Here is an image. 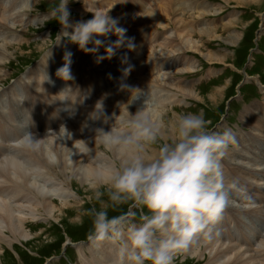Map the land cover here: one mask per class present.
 I'll list each match as a JSON object with an SVG mask.
<instances>
[{"label": "bare ground", "instance_id": "bare-ground-1", "mask_svg": "<svg viewBox=\"0 0 264 264\" xmlns=\"http://www.w3.org/2000/svg\"><path fill=\"white\" fill-rule=\"evenodd\" d=\"M17 1L0 0V20H2L0 22V85L7 80V72L5 68L8 63L7 60L11 55L8 53V48L11 45L19 44L18 40L15 38H11L10 40L7 38L5 40L6 34L11 32L16 26H20L19 24L23 27L31 24L29 22L26 23V15H28V10L30 11L37 0L27 1V4H21L22 6H20V4L16 5L15 3ZM128 1L129 0L125 2L128 3ZM141 1H147L145 2V5H148L149 8L140 6V9L138 8L139 10L135 11V13H131L129 10L125 9L128 15H125L122 11L123 8H127V3L124 4L121 0H87L85 2L89 9L86 10L81 7V11L86 15H93V13L97 12H106L110 9L108 13L109 16L118 21L119 27L126 29L125 36L128 38H134L133 42L136 45L134 51H130L126 47L120 46L115 49L113 55L107 56L105 48L109 44L114 43L117 39L115 35L109 33L108 37L98 38L104 40L105 44L91 55V60L99 63H93V65H96L100 71H97L93 65H88L86 71L81 70L78 72L75 71L78 69V57L82 58V55H84L85 52L80 49L73 48V50H71L61 47L60 43L64 46L72 47L69 43H66L62 37L61 40L63 42L61 41L60 43H57L54 49L52 48L53 50L50 51V55L47 53L41 62H39L33 69H29L26 72V75L22 80L28 81L27 86H30L31 89L34 87L36 93L40 91L44 94L48 93L56 95L61 101V104L57 108V105L51 100H48L47 102L42 101L44 104H41V101V103L36 102L44 109L48 107L47 111H41L39 115H42L44 112L43 114L49 115V119L46 120L41 117L36 119L40 128H37L33 133L37 139H40V147L35 151L26 150L18 143L19 139L26 132L24 129L21 130L23 132L18 134L20 127H14L13 134H8L7 132V138V135L5 134L6 131L3 129L5 123H0V136L2 139V141H0V170L3 168V171L0 173V235L3 231V234L5 235L10 234L9 236H11V239L13 237V240H21L25 242L28 241L31 236L30 230L27 229V223L38 219L42 221H47L48 219H54L55 221L58 220L59 215L57 214L62 213L61 209H65L70 206L72 202L78 200L77 193L71 188L72 178H75L80 185L86 184V186L91 188L107 184L109 175L108 169L117 166V163L120 161V156L116 152L109 151L92 131V129L98 127H107L108 130L110 127L116 126L115 123L108 122L105 124L103 119H95V114H89L91 108L95 106L98 101H103L104 110H110L108 119L112 116H115L116 118L121 116V121L128 118V113L134 114L138 109L143 107L145 112L151 113L154 120H159L164 124L165 136H171L170 138H174L175 124H172L171 122L168 126V122L166 123V117L168 114L166 110L172 109L168 106H172L176 97L182 99H199L198 95L192 90H186V88L173 89L170 84H164L162 81H159V79H168V77L172 78V76L168 74L166 75L165 71V74L162 72L157 78L149 77L152 72L151 69L158 72L162 66H172L173 64L170 57L175 54H184L186 52L202 53L200 51L202 45L200 41H198L200 39H194L193 33H196V31L185 26V23L182 21L184 14L177 9L180 5H185V8H187L189 5L193 4L192 1L194 0H164L166 3H162V0ZM243 1L257 2V0ZM155 2L157 4H155ZM197 7L198 6L195 5L193 8ZM20 10H23V13H20ZM220 10L221 7L217 5L215 11L219 12ZM87 11L91 13H88ZM160 14L162 20L167 25V28H172L167 40H163L162 42L165 43L167 41L166 47L162 44H153L155 42L153 37L158 33L156 26L160 24L158 21V15ZM197 15L201 16L202 14L198 13ZM22 17H24V19ZM75 21L77 20L72 19L69 21V24L75 25ZM129 21L131 22L128 23ZM7 22H9V24H7ZM232 22L233 21H227L226 24H223V27L232 25ZM27 29L28 28L21 29V32H24L23 30ZM67 29L66 32L70 34L72 32V27H68ZM146 32H152V36ZM61 34H63V32H61ZM216 35L217 32L215 29H207L204 31L198 30V36L207 37L208 39L218 37ZM234 38H236V36H231L229 38L231 44H235L233 41ZM66 52L72 54L70 66L73 65V70L75 71L72 73L74 78L69 80L71 85L74 80H76L73 87V95H69L70 93L68 92L64 95L63 92L59 93L57 89L60 87L57 86L60 83L63 84L62 82H59L54 88L50 83L53 82V80H46L49 76L48 70H51L50 78H54V73L57 74V70L64 65ZM203 55L207 61L220 62L226 58L223 55L222 58L211 53ZM83 59H86V57ZM149 60L150 62H155V64L150 63ZM75 61L76 63H74ZM156 62L158 63L156 64ZM197 63L198 62H196V66L192 68V71H195L198 66ZM106 64L108 65V69L105 67ZM129 65H132L131 72L125 73L124 69ZM86 73L88 74L87 78ZM137 76L142 78L136 79L135 82L133 80L130 81V78ZM45 77L47 78L43 79ZM81 83L83 84L82 86H80ZM122 85L141 89L144 97L133 101V98L137 94L136 90L129 91L123 88ZM66 86L69 87L70 85L66 83ZM23 90L24 92H27L25 89ZM168 90H176L178 92H175V96L171 95L170 98ZM176 93H179L180 95H177ZM3 94L4 93H0V98ZM13 94L14 93H10L11 96H13ZM262 94L264 95V91H262ZM25 96L27 95L25 94ZM39 99L40 97L37 95V100ZM14 101L17 100L15 99ZM257 105V103L253 104L254 108ZM85 107L88 109V113ZM12 108H14V106ZM244 112H247L250 117H254V114L248 109ZM0 115L3 114L0 113ZM77 116H80L83 119V122L88 125L86 127L82 126V120L76 119ZM3 117H6V115H3ZM244 117L245 116H243V119L248 121V124L250 121ZM116 121H119L121 124L119 119ZM64 122H67V124L64 125ZM61 125L65 126L71 136H65L63 130H60ZM255 127L256 132L254 130L251 131L253 139H256V137L263 138L264 136H262L261 133H264V129H262L258 123H255ZM166 130H168V132ZM257 140L262 141L261 139ZM10 143L12 144L10 145ZM241 143L243 144L244 141H241ZM241 143H239V145ZM8 146L11 147V149L9 148L10 150L6 149ZM99 148L103 149L100 152L101 155L99 154ZM153 152L154 151H151V153ZM237 156L241 157V161L230 159L227 161V164L232 167V172L242 178L244 182L249 179L244 177L245 173L242 172V170L246 171V174H251L252 177H259L258 172H264V162L260 160L261 158L255 156L249 158L243 151ZM261 166H263V168L262 170H259V167ZM39 175H44L46 177L42 181H38L37 179L39 178L37 177ZM77 177L79 178L77 179ZM261 181L264 180L262 179ZM262 188L261 192L264 198ZM261 203L262 202L258 203L262 206L256 210V216L254 215L255 217H253L251 221L249 220L250 224L246 225L247 228L253 229L252 233L248 230H241V232L243 231V236L239 233V225L235 223L234 213H237V215L241 213L250 216L248 213H250V208H253L252 206L255 203L250 207H241V204H239L235 210H232L229 207L227 209L228 213L231 212L233 214L231 215L229 213L231 216L226 217V222L221 224H225V226L230 229L232 235L236 233V236L234 235V238L230 239L234 240L236 243H233V245L229 244L227 241L228 245H223V242L228 240L224 238L225 236L223 237V235H221L226 227L216 226L214 232L219 230V232H221L219 237L214 236L211 242L207 239H204L205 241L201 242L203 239H200L199 245L193 247L189 252L184 253V257L196 258L198 261L202 259L205 261V264H264V252H262L264 249V240H261L264 236L260 234L256 239L260 241V247L262 246V249L258 250L257 242H252L254 240L253 237L255 232L257 231V237L258 234L262 232L263 228L260 218L264 219V205ZM57 205H59L61 209H59ZM255 206L257 207L258 205L255 204L254 207ZM65 217H68V215ZM240 217L242 216L240 215ZM244 217L242 218L244 219ZM230 226L235 228H230ZM2 239L3 236H0V246H2ZM252 244V253H250L246 248L248 245ZM94 248L96 251H94ZM243 248L244 250H241ZM87 250L89 258L81 255L80 249L78 250L80 251L78 252V256L80 257L81 264H115L116 253L115 247L112 244L105 242L99 246H94L90 242ZM206 251L208 256L205 258V253L203 254V252ZM255 252H262L263 257H259L257 254L253 257L252 255H254Z\"/></svg>", "mask_w": 264, "mask_h": 264}, {"label": "rangeland", "instance_id": "rangeland-1", "mask_svg": "<svg viewBox=\"0 0 264 264\" xmlns=\"http://www.w3.org/2000/svg\"><path fill=\"white\" fill-rule=\"evenodd\" d=\"M27 1L32 0H23V2L22 0H18L15 4H20V6H22L21 4H27ZM85 1L69 0L67 4V8L70 12L69 21L72 19L77 20L75 21L76 24L77 22L87 21L92 18V15H86L81 11V7L86 10L89 9ZM121 1H123L124 4L127 3L125 2L127 0ZM145 2L147 1L142 2L141 0H129L126 4L127 8H123L122 11L125 15H128L125 9L129 10L131 13H135V11L140 9V6L149 8L148 5H145ZM163 2L166 3V1L162 0V3ZM192 2L193 4L189 5L187 8H185V5H180L177 9L184 14L182 21L185 23V26H188L187 28L196 31V33H193L194 39H200L198 41H200L202 45V47H200V51L202 53L186 52L184 54H175L170 57L173 64L172 66H162L158 72L151 69L152 72L149 77L157 78L162 72L164 74L166 72V75L168 74L172 76V78L168 77V79H159V81H162L164 84H170L173 89L186 88V90H192L196 93V95H198V100L197 98L182 99L180 97H176L174 99L172 106H168L169 108H172L170 109L171 112L170 110H166L168 112L166 117V123L168 122V126L171 122L172 124H175L178 113L202 112L205 120L208 121L209 131L222 132L227 128L231 129L235 133L237 144L230 145L227 155L222 160L224 172L226 174L225 176L228 180H238L242 186L246 187L248 192L251 194L254 203L259 206L254 207V204L252 206L253 208H250L251 211L248 213L250 216L247 214H241L240 212L238 215L237 213H234L235 223L239 225V233L243 236V231L241 232V230H248L252 233L253 229L247 228L246 225L250 224L251 219L256 216V210L262 206L258 203L262 202L261 204L264 205V198L261 192V188L264 186V181H261L262 179L264 180V172H258L259 177H252L251 174H246V171L241 169L242 172L245 173L244 177H247L250 180L244 182L242 178L232 172L233 169L227 164V161L230 159H237L241 161V157L237 155L243 151L246 153V156L248 155L247 157H259L261 158L260 160L264 162V137L261 138L255 136L256 139H253L251 133L252 130L256 132L255 123H258L259 126L264 129V95L262 94V91H264V16H261V14L264 13V0H257V2H245L243 0H194ZM59 3L60 0H37L30 11L28 10L29 16L26 15V23L29 22L31 24H28L25 27L19 24L20 26H16L11 31L12 33L9 32L6 34L5 40L7 38H9L8 40L15 38L18 40V43L22 45L14 44L8 48V53L11 54L10 57H13H9L7 60L8 63L5 68L7 72V80L0 85V93L9 92V87L11 85L20 83L26 75V72L29 69H33L39 62H41V60L45 58L46 54L52 51L57 43L62 41V37V39L66 43H69L72 47L64 46L60 43L61 47L71 50H73V48L79 49L76 44L69 41L70 37L67 36V33L63 32V34H61V25L57 22V17L53 15L54 10L58 7ZM155 4L157 3L155 2ZM195 5L198 7L193 8ZM217 5L221 7L219 12L215 11ZM22 11L20 10V13ZM87 12L91 13L89 11ZM198 13L202 15L198 16ZM22 18L24 19V17ZM1 21L2 20H0V22ZM158 21L160 24L156 26L158 33H156V36L153 37L155 40L153 44H162L166 47L167 41L165 43L162 42L163 40H167L172 28H167V25L162 20L161 14L158 15ZM227 21H233L232 25L223 27V24H226ZM9 22H7V24H9ZM130 22L131 21L128 23ZM24 28L28 29L21 32V29ZM207 29H215L217 32L216 36L218 37L208 39L207 37L198 36V30L204 31ZM67 30L68 29H64V31ZM146 33L152 36V32ZM231 36H236L233 40L235 44L230 43L229 38ZM106 37H108V35ZM88 47H92V45L90 44ZM207 53L218 55L222 58L225 56L226 58L220 62L207 61L203 55ZM91 55H93V53L85 52V54L82 55V58L78 57V69L75 71H86L88 65H93V63L99 64L98 62L91 60ZM85 57L86 59H83ZM196 62H198V66L195 71H192V68L196 66ZM74 63H76V61ZM150 63L155 64V62ZM157 63L158 62H156V64ZM93 66L97 71H100L96 65ZM70 67L72 68L71 73H74L75 71L73 70V65ZM105 67L108 69L107 64ZM48 71V78L45 77L43 79L47 78V81H51L55 78V74L54 78H50L51 70ZM86 75L87 78L88 74L86 73ZM56 78L61 80L58 75H56ZM140 78L142 77H132L130 78V81L133 80L135 82L136 79ZM62 82H65V85L68 83L71 88L74 87V83L71 85L69 80H63ZM82 85L83 84L81 83L80 86ZM56 86L57 85H55V87ZM57 87L60 86L58 85ZM69 90L71 91V89ZM168 91L169 97L171 95L175 96V92H178L176 90ZM37 93L41 99L37 100V103L51 100L57 105V108L60 106L61 101L56 95L48 93L44 94L40 91ZM69 93V95L74 94L73 91ZM25 94L29 95L28 92H25ZM176 94L180 95L179 93ZM14 100L15 98L12 101L8 100L11 101L8 102L3 100L2 97L0 98V109L6 107L7 112L12 114L13 118L9 116L11 119L7 115L5 117V119H9L11 121H9L11 123V128L20 127L19 133L23 132L21 131L23 129L25 131H35L31 130V128H28L22 123L25 122L20 119L23 105L22 103H18V101ZM255 103L258 105L254 108L253 104ZM41 104L44 103L42 102ZM11 105H13L14 108H12L13 106ZM47 108L48 107H46V110ZM94 109L95 106L91 108V112L89 113L90 115L95 114ZM246 109L252 112L254 117H250L247 112H244ZM86 110L88 113L87 108ZM109 112L110 110H104L107 117ZM243 116L250 121L248 124V121L244 120ZM114 118L121 121V116L117 117L118 119L115 116H112L107 119V122L104 120L103 122L105 124L108 122L115 123V127L120 126V122L116 121ZM76 119L82 120V126L86 127L88 125L83 122V119L80 116H77ZM66 124L67 122H64V125ZM104 129L107 130V127ZM166 131L168 132V130ZM261 135L264 136V133L262 132ZM170 137L171 136L166 138L170 140L172 139ZM257 139H261L262 141ZM241 141H244V143L242 144ZM239 143L241 144L239 145ZM11 144L12 143H10V145ZM9 148L11 149L10 146L6 147L7 150H10ZM98 150L100 154L103 149L99 148ZM151 151H154L151 153L154 155L155 148L151 149ZM235 152L238 153L236 154ZM227 167H230V170ZM262 168L263 166L259 167V170H262ZM2 171L3 168H1L0 173ZM45 177L46 176L44 175H39L37 177L39 179H36L38 181H42ZM78 178L79 177H77V179ZM71 182V188L77 193L78 200L72 202V204L65 209H61L60 206L57 205L58 208L62 210L61 214L56 213L59 215L58 220L55 221L54 219H48L47 221H42L38 219L27 223V229L30 230L31 236L30 239L25 242L21 240H13V237L11 239V236H9L10 234L5 235L2 231V234L0 235L3 236L2 246H0V264H81L80 257L78 256V252L80 251L81 255L89 258L87 248L90 245L88 236L92 231V216L87 213L93 208L100 210L102 207L101 203L93 198L94 189L99 186L91 188L86 186V184L80 185L75 178H72ZM260 183H263V186ZM99 189L100 191H104V187L102 185ZM262 190L264 192V187ZM232 198L236 203L230 208L235 210L242 202L235 195ZM102 199L107 201L108 197L105 195ZM107 211L109 217L124 215L133 223H138L139 217L147 214V209L137 205L134 200L129 201L126 204L116 206L115 208L109 206ZM226 212L223 219L224 221L221 223H225L226 217L233 214L229 212L231 214L230 215L227 210ZM67 215L68 217H65ZM240 215L242 217L245 216L244 219L240 217ZM260 220L262 221L261 225L263 226L264 219L260 218ZM221 223L217 226L226 227L225 224ZM230 228L235 227L230 226ZM256 233L257 231L254 234V240L252 242H257V249L260 250L262 249V246L260 247V241L256 239L262 232L259 233L257 237ZM221 235H223V237L225 236V239H228L223 242V245H228V242L229 244L236 243L234 240H230L231 238H234V235L236 236V233L232 235L228 227L224 228ZM202 237L203 236L200 237V239H203L201 242L205 241V238ZM261 240H264V237ZM70 244L74 246H71ZM252 247L253 244L248 245L246 249L252 253ZM79 249L80 251H78ZM241 250H244V248ZM94 251H96L95 248ZM262 252H264V249ZM262 252H255L252 256L254 257L257 254L259 257H263ZM204 253L206 258L208 256L207 251L203 252V254ZM173 264H205V261L202 259L198 261L196 258L184 257V253H182L178 254L174 258Z\"/></svg>", "mask_w": 264, "mask_h": 264}, {"label": "clouds", "instance_id": "clouds-1", "mask_svg": "<svg viewBox=\"0 0 264 264\" xmlns=\"http://www.w3.org/2000/svg\"><path fill=\"white\" fill-rule=\"evenodd\" d=\"M69 0H60L53 15L62 31L70 37V42L86 53H95L105 41L98 39L109 33L116 41L105 48L107 56L114 54L117 47L124 46L130 51L136 49L134 38L125 36L126 29L118 26V21L106 12L93 13L87 21L69 24ZM72 27L69 34L64 31ZM92 47H88V45ZM51 53L49 52V55ZM48 55V56H49ZM71 53H65V63L57 70V75L67 81L74 77L71 73ZM132 65L124 69L129 73ZM133 101L144 97L139 88ZM95 119L108 117L104 113L103 101H98L94 109ZM65 136H71L61 125ZM94 135L109 150L119 154L116 167L109 168L107 184L94 189L93 198L100 202V210L91 209L92 231L88 236L94 246L105 242L115 247V264H173L178 254L187 253L199 245L203 236L209 242L219 237L216 229L226 210L235 205V195L241 207L254 204L247 188L238 180H228L222 160L230 145L237 144L231 129L222 132L209 131L208 121L201 113H178L175 121V136L167 139L165 126L154 120L143 107L120 126L92 129ZM18 143L26 150L35 151L40 147L32 131H26ZM155 148V154L151 149ZM108 197L104 201L102 197ZM135 201L147 209V214L133 223L124 216L108 215V207Z\"/></svg>", "mask_w": 264, "mask_h": 264}, {"label": "water", "instance_id": "water-1", "mask_svg": "<svg viewBox=\"0 0 264 264\" xmlns=\"http://www.w3.org/2000/svg\"><path fill=\"white\" fill-rule=\"evenodd\" d=\"M261 16H264V13H262Z\"/></svg>", "mask_w": 264, "mask_h": 264}]
</instances>
